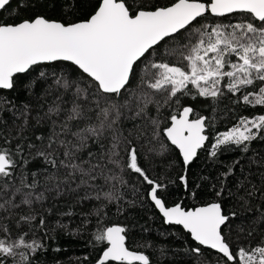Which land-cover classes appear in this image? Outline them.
<instances>
[{
    "label": "snow or ice",
    "instance_id": "6c2138e0",
    "mask_svg": "<svg viewBox=\"0 0 264 264\" xmlns=\"http://www.w3.org/2000/svg\"><path fill=\"white\" fill-rule=\"evenodd\" d=\"M11 3L0 0V11ZM10 17L0 19V264H34L47 247L44 240L53 239L37 205L73 194L78 205L95 201L81 213L80 227L86 228L91 217L103 221L105 209L123 200L124 175L132 174L147 186L144 198L164 224L180 226L190 236L192 253L199 257L212 250L215 264H264V235L253 244L255 230L248 231V242L234 246L224 234L237 216L225 212L222 197L232 193L224 180L240 159L221 173L218 190L212 185L204 193L210 201L188 209L167 206L166 186L141 163L145 141L152 145L148 152L154 155L147 159L153 162L175 149L183 163L178 179L187 190V172L208 148L209 136L208 118H192L194 108L182 100L202 98L216 105L229 99L237 108H264V0H17ZM9 92L16 95L9 98ZM33 119L50 123L49 134L26 136ZM137 120L143 123L125 131L126 121ZM257 140H264V113L241 115L217 134L207 154L215 159L228 150L247 153ZM248 172L234 181L237 194L243 193L237 198L264 223V171L260 188ZM199 195L191 191L193 199ZM71 208L61 215L72 216ZM57 227L68 232L66 224L57 221ZM126 240L120 224L98 227L93 247L106 246L96 264H151Z\"/></svg>",
    "mask_w": 264,
    "mask_h": 264
},
{
    "label": "trees",
    "instance_id": "16d2710c",
    "mask_svg": "<svg viewBox=\"0 0 264 264\" xmlns=\"http://www.w3.org/2000/svg\"><path fill=\"white\" fill-rule=\"evenodd\" d=\"M167 2L168 0H159L161 4ZM16 7L17 0H12L8 10L0 12V19H10V13ZM51 15L53 17L58 16L59 8H57V11L52 12ZM231 19L235 20L236 18L233 17ZM209 21L215 22V19L210 17ZM224 22L227 23L229 21L225 19ZM161 51H163V48H161ZM36 91L39 92L40 89L37 88ZM6 95L11 98L16 94L9 92ZM24 99L25 96L22 93L17 98L16 103L19 105ZM182 104L194 108L192 118H195L197 115H203L208 118V127L206 129V134L209 136L207 142L208 148L202 149L198 154V158L190 165L187 172L189 188L186 190L178 179V176L184 173L182 171L183 163L175 149H171L165 156H155L153 162L147 159V157L154 155L148 152V149L152 145L147 144L145 141L141 147L142 165L147 167L149 175L153 179H159L166 186L162 195L167 206L171 207L176 203H180L185 209H188L210 201L211 197L204 195V193L208 192L212 185H216L218 190L220 187L219 181L223 179L221 173L226 171L227 166L232 161L240 159L241 165L234 170L233 176L224 180L227 189L232 193L231 198H229L227 191L222 197L225 202V212L230 213L234 211L237 213L236 218L231 221L232 231L229 232L228 228H224V234L235 246L236 243L246 244L248 242L245 239L247 232L255 230L253 237L249 239H251L253 244L259 242L261 235H264V223H260L255 219L253 213L247 211V207L242 205L237 196L243 195V193L237 194L234 181L238 178L242 180L243 176L249 175L248 169L250 168L252 183L258 188L261 187L260 172L264 171V168H261L260 164H264V140L254 141L247 153L228 150L222 154L218 153L215 159L209 158L207 153L217 134L232 127L237 122L239 116L262 114L264 113V108L259 106L255 108H237L230 103L229 99H224L218 104L212 105L211 102H207L202 98L195 100L184 98ZM46 108L47 105H45V110ZM150 108H152V115H156L155 106L151 105ZM164 111L167 113L170 110L165 109ZM32 115L36 116L37 112L33 111ZM40 115H43L42 111ZM2 116L11 125L12 117L10 113L5 112ZM133 123L142 124L143 121H126L125 131L131 130ZM50 131V123L43 121L37 124L36 120L33 119L30 121V128L25 135L46 136ZM250 159L257 160L260 164H249ZM33 170H37L35 165H33ZM115 174L120 175L121 173ZM124 179L127 182V186L122 189L123 200L110 204L105 209L107 216L103 221L98 223L96 217H91V222L86 228L80 227L83 220L81 213L91 208L96 203L95 201L78 205L75 204V195L73 194L65 195L56 200L49 198L44 201L42 207L37 205L36 207L40 214L47 219V235L53 237V239L44 240L47 247L44 251L38 253L34 259V264H96V260L106 245L93 247L92 233L98 227H103L104 225L110 226L112 223L120 224L126 228V246L131 251L142 252L149 256L151 264H201V261L204 260L215 264V254L213 252L204 250L203 256L198 257L190 251V248L194 246V242L191 241L188 234L183 232L179 227L166 226L164 224L163 219L151 202L144 198L147 186L140 182V178L132 174L124 175ZM197 185L201 187L197 188ZM117 187L120 186L117 185ZM134 187L138 191H133ZM192 190L200 193L195 199L191 196ZM258 204V199L251 201L253 207H256ZM69 205H72L71 210L74 214L72 216L61 215V212L70 210ZM49 208L53 209V211L48 212ZM117 208L120 210L117 211ZM57 221L68 225V232L75 234L70 235L68 232L60 230L57 227ZM241 228L244 230L243 233L239 231ZM77 229L79 231H76ZM37 236H44V232L37 231ZM237 237H239V240ZM90 241L92 242L90 243ZM55 249H59V251H55ZM133 264H138V262H133Z\"/></svg>",
    "mask_w": 264,
    "mask_h": 264
},
{
    "label": "water",
    "instance_id": "95a60500",
    "mask_svg": "<svg viewBox=\"0 0 264 264\" xmlns=\"http://www.w3.org/2000/svg\"><path fill=\"white\" fill-rule=\"evenodd\" d=\"M1 12V11H0ZM208 142V141H207ZM201 151V150H200ZM199 151V152H200ZM182 161V160H181ZM151 202V201H150ZM152 204V203H151ZM153 205V204H152ZM154 206V205H153ZM155 208V207H154ZM156 209V208H155ZM156 211L159 213V210L158 209H156ZM159 215H160V217L163 219V217L161 216V214L159 213ZM166 226H174V225H167V224H165ZM175 227H179V228H181L182 229V227H180V226H175ZM183 230V229H182ZM183 232H185L184 230H183ZM186 233V232H185ZM187 234V233H186ZM190 237V236H189ZM191 239V238H190ZM192 241V240H191ZM193 242V241H192ZM209 251H211V252H213L212 250H209ZM214 253V252H213Z\"/></svg>",
    "mask_w": 264,
    "mask_h": 264
}]
</instances>
